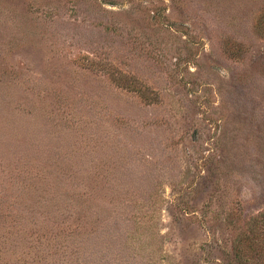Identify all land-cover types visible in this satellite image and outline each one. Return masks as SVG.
Segmentation results:
<instances>
[{
    "label": "rangeland",
    "instance_id": "374dc122",
    "mask_svg": "<svg viewBox=\"0 0 264 264\" xmlns=\"http://www.w3.org/2000/svg\"><path fill=\"white\" fill-rule=\"evenodd\" d=\"M0 264H264V0H0Z\"/></svg>",
    "mask_w": 264,
    "mask_h": 264
},
{
    "label": "trees",
    "instance_id": "16d2710c",
    "mask_svg": "<svg viewBox=\"0 0 264 264\" xmlns=\"http://www.w3.org/2000/svg\"><path fill=\"white\" fill-rule=\"evenodd\" d=\"M245 252V248H240L239 253Z\"/></svg>",
    "mask_w": 264,
    "mask_h": 264
}]
</instances>
